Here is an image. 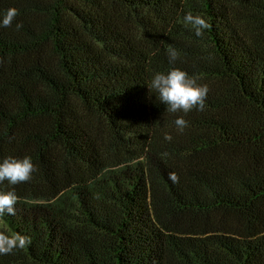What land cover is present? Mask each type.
<instances>
[{
    "label": "trees",
    "instance_id": "1",
    "mask_svg": "<svg viewBox=\"0 0 264 264\" xmlns=\"http://www.w3.org/2000/svg\"><path fill=\"white\" fill-rule=\"evenodd\" d=\"M8 8L0 162L37 170L0 183L19 197L0 232L31 238L0 264H264V0H0V18ZM171 67L208 86L203 111L171 113L148 88Z\"/></svg>",
    "mask_w": 264,
    "mask_h": 264
},
{
    "label": "clouds",
    "instance_id": "2",
    "mask_svg": "<svg viewBox=\"0 0 264 264\" xmlns=\"http://www.w3.org/2000/svg\"><path fill=\"white\" fill-rule=\"evenodd\" d=\"M18 10L8 8L2 18H0V26L11 27ZM184 23L191 25L197 37H203L204 31L209 27L207 21L200 15H193L192 12H186L183 16ZM23 27L22 23L16 24V30ZM169 64H174L178 58V52L174 47L169 46L167 49ZM151 90L158 94L160 103L167 106V110L171 113L188 112L196 109L203 111L206 107L205 101L209 88L206 84H198L197 79L189 76V74L179 68L171 67L167 72L154 73L150 85ZM177 129L183 131L187 126V121L183 117H178L174 121ZM12 139V138H10ZM164 139L172 140L170 134H165ZM167 156V153H164ZM36 166L32 163L30 156L17 158L8 156L0 162V183L7 181L10 185H17L28 182L32 174L36 171ZM169 180L173 183L179 182V177L175 172H169ZM19 197L15 190L0 192V217L8 214L16 215V204ZM31 244V238L14 232L11 235L0 232V255H10L16 249H24Z\"/></svg>",
    "mask_w": 264,
    "mask_h": 264
},
{
    "label": "rangeland",
    "instance_id": "3",
    "mask_svg": "<svg viewBox=\"0 0 264 264\" xmlns=\"http://www.w3.org/2000/svg\"><path fill=\"white\" fill-rule=\"evenodd\" d=\"M0 226H1V224H0Z\"/></svg>",
    "mask_w": 264,
    "mask_h": 264
}]
</instances>
